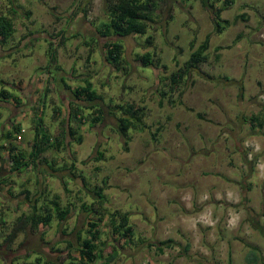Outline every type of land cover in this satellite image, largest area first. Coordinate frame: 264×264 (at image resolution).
<instances>
[{
    "label": "rangeland",
    "instance_id": "374dc122",
    "mask_svg": "<svg viewBox=\"0 0 264 264\" xmlns=\"http://www.w3.org/2000/svg\"><path fill=\"white\" fill-rule=\"evenodd\" d=\"M214 6L220 9L221 0ZM104 7L103 0H0V14L11 17L14 29L9 39L0 41V87L19 98L15 103L0 96V130L15 122L21 128V139L12 144L29 149L34 114L51 135L61 127L68 92L57 77L47 84L43 68L49 42L55 43L61 66H50L54 75L61 74L74 87L86 74L105 110L111 108L107 103L134 102L145 107L142 120L148 125L140 131L130 128L124 149L108 111L92 127L83 122L81 141L67 138L66 148L43 153L48 161L55 157L53 166L65 163L60 170L44 165L34 169L29 163L9 173L5 142L0 176L7 174L8 180L0 184V240L15 217L29 208L20 192L24 187L37 205L56 192L59 204L72 203V210L63 221L52 217L49 226H26L0 246V264L22 263L30 251L46 259L67 257L65 241L75 239L69 229L86 215L82 201L97 209L90 219L104 211L98 222L103 237L110 238L111 214L128 213L134 240L124 244V255L138 256L148 244L167 239L160 244L167 256L181 255L184 264H227L228 256L231 264H246L242 257L253 244L264 255V0H232L220 13L230 21L221 34L212 31L209 12L198 0H159L153 12L156 22L145 36L116 39L125 59L118 68L102 56V42L114 37L96 34V25L107 19ZM11 8L17 15L9 13ZM164 15L171 19L160 28L157 22ZM207 34V59L168 90L169 74L188 57V42L195 47ZM146 50L160 63L142 66L140 55ZM159 89L164 97L157 94ZM55 106L61 112L53 115ZM254 113L260 125L253 121L252 127L248 116ZM4 137L0 132V144ZM96 151L102 153L99 160L93 157ZM71 161L72 177L67 168ZM101 186L99 205L91 190ZM35 192L41 196L33 197ZM37 230L44 232L43 240Z\"/></svg>",
    "mask_w": 264,
    "mask_h": 264
},
{
    "label": "trees",
    "instance_id": "16d2710c",
    "mask_svg": "<svg viewBox=\"0 0 264 264\" xmlns=\"http://www.w3.org/2000/svg\"><path fill=\"white\" fill-rule=\"evenodd\" d=\"M159 0H103L104 3V13L106 14L107 19L101 21L97 26L96 34L97 37H107L113 36V39H106L102 42L101 47L103 48V55L109 63L114 68L122 67V63L125 61L122 48L120 45V40L130 35H139L145 36L148 32L149 26L156 22V19L153 17V12L157 8V2ZM199 4L204 7L209 12L210 21L212 24V31L215 34H221L222 31L228 27L230 21L220 17L222 9L228 8V5L232 0H221L220 9H216L214 6L215 3L219 0H198ZM171 9L172 6H169ZM9 13L12 15H17L16 12L11 8ZM29 12L26 11V15ZM241 16V15H240ZM242 17V16H241ZM171 19V16L168 15L165 17L162 16L159 20L160 28H165L168 20ZM167 21V22H166ZM14 34L13 23L10 16L5 14H0V41H6L10 36ZM60 35V33H59ZM150 37L145 38V43L150 44ZM210 35L207 34L202 41L194 47L193 41L188 42L190 51L188 52V57L184 61L177 65V68L171 71L169 74V80L171 82L170 88L172 90L176 87L178 80L189 72V70L196 68V66L207 59L205 50L208 47V39ZM62 43L63 41L60 40ZM59 41V42H60ZM60 42V43H61ZM50 45L46 47L48 50L47 61H45L44 74L46 81L49 79H57L63 85V89L67 90L68 96L66 99V111L60 119L61 127L58 129L56 135H51L42 124V119L40 116L34 114L33 118V136L30 140V147L28 150H24L12 144L11 140H16L18 134L22 132L18 122L11 123L10 128H4L0 130L1 135L5 136L6 140L0 144V148L5 146V142L8 145L6 149V159L8 161L9 169L8 172H15L19 166L23 164H32L31 168L36 169L39 165H44L50 167L51 170L63 169L66 164L59 166H53V163H57L55 157H51V160L48 161L43 157V153L49 148H66L69 144L68 139L81 141L82 134L78 131L80 125L83 122H86L88 126L92 127L95 122H100L103 119L104 112L108 111L115 119V130L121 137L123 147L126 149V144L129 139H131V134L128 132L130 128L137 129L138 131L144 130L148 127L142 120L144 115L145 107L139 106L134 102H122V103H107L109 107L105 110L106 104H102L101 96L96 93L95 89L92 87V83L89 81L86 74H81L82 83L75 84L74 87H71L60 74L54 75L50 66L54 70H58L61 66L57 63L58 56H56V45ZM46 52V51H45ZM142 66L150 67L151 65H156L159 62V58H156L152 55V52L145 51L140 55ZM42 69V68H40ZM48 82V81H47ZM48 82L47 84H49ZM242 89V88H241ZM241 89L238 92L240 97ZM47 92V87L43 89V96L41 97V102L39 107V112H44V96ZM159 97H164L165 91L162 89L157 90ZM0 96H8L10 99L18 103V97L14 96L3 86L0 87ZM162 99V98H159ZM160 103V101H159ZM37 110V109H36ZM86 110H91V113L88 115ZM61 107H53V115L55 113H60ZM257 114H251L248 116L249 124L253 127V121H258ZM158 129V126H156ZM153 132V131H152ZM155 135V132H153ZM21 137L19 139H21ZM68 138V139H67ZM17 139V140H19ZM101 151H96V155L93 156L96 160L101 159ZM74 161L69 163L68 167L70 170L71 177L74 176L72 170L74 168ZM0 168L2 166L0 165ZM8 173V174H9ZM7 174L0 176V184H6ZM63 186L65 185L64 180H62ZM85 185V183H84ZM87 188V186H86ZM103 187H94L91 190L92 197L97 198L99 205H101V198L103 199ZM20 192L23 194L24 201L27 202L29 208L27 211L18 214L9 231L5 233L3 238L0 240V246L4 243H10L15 239L19 232H23L27 226L29 229L36 230L40 225L42 227L49 226L52 217H55L58 221H63L66 219V216L71 212L70 206L72 203H66L61 206L58 201V195L56 192L51 196L47 197L46 202L39 203L38 205L33 203L34 201L30 197L29 190L24 187ZM41 193L44 191H40ZM40 192H35L33 197L41 196ZM46 192L49 194L46 190ZM38 195V196H36ZM46 196V195H45ZM44 196V197H45ZM79 205L81 208L86 210V215L82 218L81 223L78 226H72L69 230L75 234V239L73 241L66 240V250L68 251L67 257L64 258H55V259H46L45 256L40 255L37 251H30L29 254L24 258L22 263H11V264H111L114 261V258L119 255H124L121 252L124 249V244L132 242L133 231L132 225L128 221V213H116L111 214L108 218L107 229L110 234V238L103 237L102 229L98 226V222L102 219V216L105 214L104 211H99L96 214V219H90L89 214L97 211L93 207L86 206L82 201ZM86 206V207H85ZM54 211V212H53ZM118 217V219H116ZM3 222V217H0V224ZM38 231V230H37ZM107 231V232H108ZM40 235V240H43L45 234L43 231H38ZM112 236V237H111ZM170 241V239H167ZM167 241H160V244H165ZM110 242V243H109ZM109 245L107 251H103L104 247ZM185 250L186 247H183ZM70 251H74V254H71ZM34 254V255H33ZM228 263L231 264L230 256L227 257ZM243 260L246 264L260 263L264 264V255L259 252L258 247L253 244L249 245L248 249L243 255ZM26 259V260H25Z\"/></svg>",
    "mask_w": 264,
    "mask_h": 264
},
{
    "label": "crops",
    "instance_id": "0c3cea01",
    "mask_svg": "<svg viewBox=\"0 0 264 264\" xmlns=\"http://www.w3.org/2000/svg\"><path fill=\"white\" fill-rule=\"evenodd\" d=\"M145 250L146 252L138 251V256L134 252H126V255L115 257L111 264H184L181 255L168 257L160 243L148 244Z\"/></svg>",
    "mask_w": 264,
    "mask_h": 264
},
{
    "label": "built area",
    "instance_id": "2783aa9c",
    "mask_svg": "<svg viewBox=\"0 0 264 264\" xmlns=\"http://www.w3.org/2000/svg\"><path fill=\"white\" fill-rule=\"evenodd\" d=\"M21 137V134H18L16 137V140L19 139Z\"/></svg>",
    "mask_w": 264,
    "mask_h": 264
}]
</instances>
